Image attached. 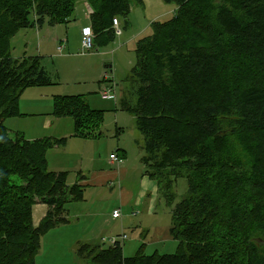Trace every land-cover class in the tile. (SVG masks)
I'll use <instances>...</instances> for the list:
<instances>
[{
	"label": "trees",
	"instance_id": "16d2710c",
	"mask_svg": "<svg viewBox=\"0 0 264 264\" xmlns=\"http://www.w3.org/2000/svg\"><path fill=\"white\" fill-rule=\"evenodd\" d=\"M163 1L178 6L176 15L152 23L153 34L138 41L133 90L119 105L143 135L145 174L172 207L170 234L179 248L147 255L144 243L126 257L118 240L108 248L81 245L78 258L87 264H264V0ZM76 3L0 0V264H36L41 238L69 224L67 205L83 201L80 182L70 186L68 173L49 169L48 153L68 138L31 141L16 132L10 139L5 126L21 116L26 90L53 83L43 57H12V39L22 29L68 23ZM89 6L94 46L104 48L116 39L114 20L128 21L131 0H89ZM85 99L56 97L52 116L72 118L76 137L97 139L102 114ZM13 175L29 179L18 198L9 195ZM180 178L189 189L176 203ZM35 199L48 208L37 225Z\"/></svg>",
	"mask_w": 264,
	"mask_h": 264
},
{
	"label": "rangeland",
	"instance_id": "374dc122",
	"mask_svg": "<svg viewBox=\"0 0 264 264\" xmlns=\"http://www.w3.org/2000/svg\"><path fill=\"white\" fill-rule=\"evenodd\" d=\"M144 4L147 8L145 11L143 8L140 9L137 1L131 0V14L128 21L126 22L122 17L119 18L123 36L117 37L108 47L95 48L92 52L91 50L86 52L87 55L91 53L93 56H99L97 60L84 63L77 58H72L56 63L54 59L47 57L44 61V65L47 64L51 73L58 75V72H61L60 76H56L54 80L55 84L59 83L61 86L62 92L59 96L73 97L83 94L82 97H87L89 110L101 112L102 123L97 129V139L86 140L76 137L72 118L57 119L54 116H42L21 119L17 122L25 130L28 139L68 138L65 147L49 152H54L49 157V169L68 173V185L73 186L80 182L84 187L83 201L67 205L70 223L57 226L41 238L36 264H87L78 258L77 251L81 245H98L108 248L114 240L124 234L127 235V239L122 242L126 257L136 255L144 243L146 244L144 253L147 255L155 253L173 255L179 248L178 242L170 234L172 207L161 194L157 182L149 179L145 174V167L141 161L145 155L143 135L136 129L134 116L123 111L119 105L124 93L133 90L131 75L137 63V46L134 47L129 43L135 39L138 42L151 36L153 34V29L150 27L152 23L170 21L178 10L176 4L166 3L163 0H146ZM136 7H138L136 9L138 14L132 12ZM78 10L81 14V10ZM74 14L76 16V12ZM84 15L86 17V13ZM42 32L36 29L28 31L22 29L12 39V57L16 59L30 57L23 55L25 51H28L30 55H40L39 44L44 38ZM66 37L69 38L71 48L64 50L66 55L68 52H71L73 57L85 54L82 51V30L79 26H72ZM58 47L59 43L57 47L51 43L50 51L58 54L61 52ZM100 61L104 72L109 74L114 86L118 85L109 97V99H113L112 96L118 97L116 101L103 100L100 94L89 95L90 84H79L76 78L75 70L84 69L88 73L85 77L91 80ZM72 70L75 73L73 77L70 74ZM54 86L49 87L52 89ZM49 87L38 88L47 89ZM93 91L95 92V89ZM52 97V94L43 96V98L52 99L50 105L53 112L55 99ZM44 102L48 103L46 99ZM7 134L10 139L13 138V135L11 137L10 133ZM118 150L124 152L126 156L122 164V173H119L116 180L101 184L102 180L98 179L99 175L118 173V164H111L113 160L111 155L118 153ZM10 179L12 186L9 195L11 198L21 197L16 191L29 185V179L17 175L11 176ZM112 182H115L114 186H111ZM188 189V181L185 178H180L175 183L173 192L177 196L176 203L187 196ZM123 198L127 200L124 207L121 204ZM45 206L37 200L33 210L35 225L42 219L43 212L39 209ZM117 207L123 209L122 220L112 217L113 209ZM248 210L246 209L247 213ZM247 213L244 215L246 222L249 220ZM246 222L245 225L249 224Z\"/></svg>",
	"mask_w": 264,
	"mask_h": 264
},
{
	"label": "crops",
	"instance_id": "0c3cea01",
	"mask_svg": "<svg viewBox=\"0 0 264 264\" xmlns=\"http://www.w3.org/2000/svg\"><path fill=\"white\" fill-rule=\"evenodd\" d=\"M145 1H144V3H145ZM144 3H143V5H140V7H141L140 9L143 8L144 11H145L146 4H144ZM137 8L138 7H136L134 9V11H132V12H135V14H138L136 12ZM78 9L81 10V14H79V12H78L79 10ZM75 12H76V16L74 14V16H75L74 19L73 20L71 19L68 23L62 24V25H57V26L52 27V28L51 27H47L44 30L42 29V31H43L42 34H43L44 38H43L42 42L39 44V51L38 52H39L40 55H37V54L30 55L28 53V51H25V53L23 55H26V56L27 55H29V56H40V57H43L44 59H47V57H50L51 59H54L56 63H59L60 61H67V60L72 59V58H77V59L83 61L84 63L97 60L99 58V56H93V55H91V53H90V55H87V53H86L87 51L83 50V47H82V51L85 54H81L82 56L80 54H78L76 57H73L71 52H68L67 55L65 54L64 50H66L67 48H69V50L71 49L70 46H69V38L66 37V35L69 34L70 28L72 26H74V27L75 26H79V28L81 30H83L85 28H90L91 27V25H88V23L91 22V19H90L91 7L89 6V0H79V1H77ZM85 13H86V17L84 15ZM118 20H119V18H118ZM119 28L122 29V25H121L120 21H119ZM25 30L28 31V30H35V29H25ZM36 30H38V29H36ZM65 33H66V35H64ZM122 34L123 33H121L120 36H123ZM126 35H128V34H126ZM120 36H116V38L120 37ZM64 37H66L67 43L65 45L62 44L63 50L61 52H58V54L57 53H52V51H50L51 50V43L53 44V46L57 47V43L61 42V39L64 38ZM137 43L138 42H136V39H135L134 41L130 42L129 44H132V45H134V47H136ZM109 45H107L105 47H108ZM26 48H27V45H26ZM58 50H59V47H58ZM115 52H116V50H115ZM44 54L46 55V57H45ZM48 54H51V55H48ZM98 63H100V64L95 69L94 77L93 78L91 77V80H88L87 77H85L88 74L86 70H84V69L75 70L76 78L78 79L79 84L80 83H85V85L88 84V83L90 84L89 95H91V94H98L99 95L104 90L105 86H108L109 84H113V82L111 81V77L110 76L109 77L105 76L108 73L104 72L103 66L101 65L102 62L100 61ZM45 66H46L48 72L53 76L52 77L53 78V83L51 85H49V86H51V87L53 85H55V86L52 89L49 86H42V87H49V88H47V89H44V88L43 89H39L38 87H34V88H30V89L25 91V93L22 95V97L20 99V113H21V116L13 118V119L9 118V119L5 120V126L8 128V131H9L11 137L16 132L23 133L25 135V137H26L25 130L22 129L17 124V122L19 120L27 119V118H31V117H42V116L51 117L53 115V112H52V109H51V105H50V103H51L50 101H52V99L49 98V99H51V100H49L48 98H43V96L45 94H52V96H53L52 98L55 99L56 96L61 95L62 91L60 90L61 89V86H59L60 84L59 83L55 84V82H54V80H56L55 77L56 76H60L61 72H58V75L57 74H53L48 69L47 64ZM70 74H71L72 77L75 76L74 70H72ZM95 83H96V85H95ZM115 87H118V85H116ZM93 89H95V92L93 91ZM82 95L83 94H81L79 96H82ZM85 98H86V101H87V97H85ZM101 98L103 100H106L103 97H101ZM44 99H46L48 101V103H45ZM109 100H113V99H109ZM117 100H118V97H117ZM113 101H115V100H113ZM40 138H43V137H40ZM40 138H30V139H28L26 137V139L31 140V141L32 140H36V139H40ZM52 138H54V137H52ZM55 150H58V149L54 148L52 151H55ZM53 153L54 152L48 153V155H47L48 163H49V157ZM112 155H114V154H112ZM115 155H117L118 158L121 159L119 157V153H116ZM125 159L124 160L121 159L120 163L114 162L113 160L111 161L112 165L118 164V173L112 172L111 175H106V176L99 175L98 179L102 180L101 184H103L104 182H107V181L108 182L114 181V180H116L118 178L117 176L119 175V173H122V170H123L122 169L123 168L122 164L125 162ZM113 183H115V182H112L111 186H114ZM80 185H82V184H80ZM122 200H123V203L121 202V204L124 207V204H127V200L124 199V198ZM44 208H40L39 209V210H41V212H43L42 218L45 217L46 212L48 211L47 210V206H45ZM118 208H120V207L114 208L113 211L115 209H118ZM67 216L69 217V213H67ZM83 245H85V244H83Z\"/></svg>",
	"mask_w": 264,
	"mask_h": 264
},
{
	"label": "built area",
	"instance_id": "2783aa9c",
	"mask_svg": "<svg viewBox=\"0 0 264 264\" xmlns=\"http://www.w3.org/2000/svg\"><path fill=\"white\" fill-rule=\"evenodd\" d=\"M114 26L116 27V33L115 35L116 36H120L121 34V29L119 28V20L118 19H115L114 20ZM94 39H95V35L94 33L92 32L91 29L89 28H85L82 30V45H83V48L86 50V51H93V49L95 48L94 46ZM67 43V39L65 40H62L60 43H59V51H62L63 50V47H62V44H66ZM105 76L109 77L108 74H106ZM115 90V86L114 84H109L108 86H105L104 90L100 93L101 96L104 98V99H109V97H111L112 95V92ZM114 97L113 100H117V97L116 96H112ZM111 159H113L115 162L117 163H120V159L118 158L117 155H112L111 156ZM122 210L121 208H118V209H115L113 211V218L114 219H121L123 218V213H122ZM127 239V235L124 234L122 237L116 239L113 241L112 245L115 244L116 242H118V240H120L121 242L125 241Z\"/></svg>",
	"mask_w": 264,
	"mask_h": 264
},
{
	"label": "water",
	"instance_id": "95a60500",
	"mask_svg": "<svg viewBox=\"0 0 264 264\" xmlns=\"http://www.w3.org/2000/svg\"><path fill=\"white\" fill-rule=\"evenodd\" d=\"M109 67L111 68V66H109ZM109 67H108V68H109Z\"/></svg>",
	"mask_w": 264,
	"mask_h": 264
}]
</instances>
